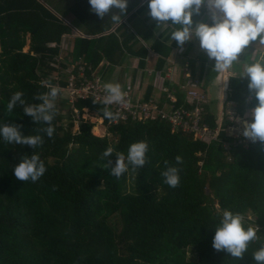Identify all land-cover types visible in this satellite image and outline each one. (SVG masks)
Masks as SVG:
<instances>
[{"label":"trees","instance_id":"16d2710c","mask_svg":"<svg viewBox=\"0 0 264 264\" xmlns=\"http://www.w3.org/2000/svg\"><path fill=\"white\" fill-rule=\"evenodd\" d=\"M61 1L0 0V126L21 125L24 136L44 139L42 146L32 149L9 144L0 136V264H256L252 254L259 250L260 241L249 243L242 260L216 251L212 244L225 210L241 214L245 227L257 225L264 239V143L225 148L223 142L233 138L226 130L231 121L224 116L219 125L209 102L200 118V123L218 129L209 140L172 129L160 117L102 119L104 106L91 97L68 103L67 112H62L64 103L57 98L52 138L35 131L48 125H36L19 104L12 114L6 112L17 91L24 93L22 99L29 105L40 103L34 97L49 91L43 82L54 85L55 72L64 86L65 63L79 57L93 69L101 61L119 64L127 56L137 57V66L143 68L152 50L157 55L155 68L161 69L172 48L179 46L171 39V21L158 35L152 31L157 20L145 31L131 27L133 18L150 11L149 0L143 4L127 0L120 24L110 18L119 10L101 19L91 12L89 0H68L72 23H64L57 13ZM206 12L202 7L199 15L194 14V23L212 26ZM72 28L91 37L74 36L72 49L65 52L62 34L72 33ZM250 54L242 53L236 64L244 69L241 62ZM182 55H187V49ZM260 56L264 50L257 49L252 62ZM197 59L201 60L198 70L195 60L186 66L205 91L218 72L213 69L214 60ZM249 82L235 72L228 79L225 103L232 102L240 117L258 104ZM150 93L148 86L141 100H149ZM176 96L174 106L190 108L180 90ZM160 100L161 105L165 99ZM84 108L102 119L103 136L92 132L98 131L97 124L82 116ZM76 122L79 129L74 130ZM141 141L149 146L145 166L133 170L128 165L117 180L111 175L117 160L114 153L111 167L103 169L108 161L101 156L107 147L127 156L129 146ZM33 154L44 162L45 174L36 182L17 180L14 166ZM177 156L183 158L182 164H177ZM167 167L181 169L175 189L164 184L160 175Z\"/></svg>","mask_w":264,"mask_h":264},{"label":"clouds","instance_id":"9594fccd","mask_svg":"<svg viewBox=\"0 0 264 264\" xmlns=\"http://www.w3.org/2000/svg\"><path fill=\"white\" fill-rule=\"evenodd\" d=\"M89 3L91 12L101 19L112 13L113 9L119 10L120 14H112L110 17L117 24L122 23V16L128 7L127 0H89ZM205 3L211 13L212 26L207 23L196 24L193 21V15H199ZM148 7L150 9L148 15L157 20L160 25H168L167 22L171 21L174 29L171 32V39L178 42L180 46L191 41L193 37L197 38L200 48L206 52L210 60L215 61L214 71L216 72L232 69L235 62H240L238 57L252 43L264 45V0H149ZM255 51L256 49L251 52L246 61L241 62L244 64L242 78H249L248 88L258 101L257 106L252 108L250 113H246V116H251V122L247 119L243 121V135L254 143L257 141L264 143V56L252 62L251 57L255 56ZM43 83L49 91L34 97V100L40 103L29 105L22 99L24 93L17 91L7 103L6 112L12 114L19 104L23 107L25 115L31 117L36 125L41 123L48 125V127L37 128L35 131L46 133L49 138H52L55 132L52 122L58 114L56 100L62 89L47 81ZM103 89L106 96L102 102L104 105L101 110L102 119L116 121L120 114L113 112L108 106L124 104L127 93L122 90L119 83H105ZM84 109L89 111L88 108ZM217 117L220 116L217 115ZM21 127L16 124L11 126L4 124L0 126V136L9 144L27 145L32 149L44 144L42 135L26 137L22 134ZM92 131L94 132L93 129ZM148 147V144L143 141L132 143L125 156L123 152H116L112 146H109L101 156L108 161L103 169L107 170L111 167V157L115 153L117 160L115 166L111 167V175L118 180L128 171V165H131L133 170L145 166ZM176 162L182 164L183 158L177 156ZM165 164L167 165L168 162L166 161ZM46 170L39 155H25L14 166V175L22 182L29 180L36 182ZM180 171L181 169L177 167H167L166 171L160 173L163 183L173 189L177 188L180 183ZM258 233L260 229L257 225L245 227L244 217L241 214L225 210L219 225L215 228L212 246L218 252L226 251L231 257L242 260L249 243L260 241V248L252 254V258L256 264H264V239Z\"/></svg>","mask_w":264,"mask_h":264},{"label":"built area","instance_id":"2783aa9c","mask_svg":"<svg viewBox=\"0 0 264 264\" xmlns=\"http://www.w3.org/2000/svg\"><path fill=\"white\" fill-rule=\"evenodd\" d=\"M145 0L142 1V4ZM68 24V22H67ZM72 30L75 32L74 28ZM76 35L83 36L80 32H75ZM64 35V34H63ZM54 45V43H52ZM65 68V84L60 86V75L55 72L54 79L56 80L53 86H57L62 91H65L68 97V102L72 104L77 99L93 98L95 101L103 104V99L106 96V92L103 89L102 78L96 73L92 65L87 62L83 57L74 59L73 61L66 62ZM161 74H159L160 76ZM168 76V75H167ZM183 83L181 84V90H183V100L190 108L176 107L174 106L177 96L167 86H161V90L165 92V101L160 105L156 100H141V98H133L128 87L122 88L127 93L124 104H113L108 107L113 109V112L120 114L117 121H123L127 119L145 120L147 118L154 119L160 117V119L168 122L172 129L181 128L184 131L191 132L195 138L209 140L215 138L218 134V129H211L205 123H200L201 115L204 111V104L208 102L207 93L201 87V81L190 75V73H182ZM104 106V105H103ZM227 119L234 121L236 111H234L233 103H230ZM74 112L79 115V110L73 109ZM232 116V117H231ZM220 125V121H218ZM231 132L227 131L233 136L231 140L223 142L225 148H230L232 145L247 146L252 141L243 135V132L239 133L237 129L232 128L231 124L228 127Z\"/></svg>","mask_w":264,"mask_h":264},{"label":"rangeland","instance_id":"374dc122","mask_svg":"<svg viewBox=\"0 0 264 264\" xmlns=\"http://www.w3.org/2000/svg\"><path fill=\"white\" fill-rule=\"evenodd\" d=\"M67 1L68 0H62L61 1V5H60V10H58V16L63 18L65 17L66 19H68L66 21V19L63 18L64 23L70 22L71 20V16L69 15V13L67 12ZM143 1V0H142ZM63 6V7H62ZM206 8L207 12H206V16L208 18V21L212 20L211 18V13L208 10L207 4L205 3V5L203 6ZM141 21L139 20V16L133 18V20L131 21V27H133L136 30L142 31L144 29V25H142L140 23ZM72 23V20H71ZM140 23V24H139ZM158 27V26H157ZM156 25L153 27V29L155 30ZM59 29H61L60 27L58 28V33H59ZM187 44H191V47H187ZM182 49L185 48L187 49V57L183 56H179L176 55L175 50L171 55V61L173 63V66L175 67V70L172 72V78H166L164 77V73L165 71H163V76L164 77V82H163V86H167L170 88V91H177L180 90L181 88V84H182V80H180V76H181V71L183 68H186L187 73H190L189 68H187V66H183V61H185V58L187 60L191 59L194 60L197 57H203V58H209L206 54V52L204 50H202L200 48V42L197 38L193 37V39L189 42H186L183 46H181ZM264 50V45H257L256 42L252 43L248 49L245 50V52L243 53V56L246 55V53H251L254 50ZM25 51L28 50V45L24 46ZM256 52V51H255ZM242 55V54H241ZM254 58V57H253ZM239 59V58H238ZM130 58L125 57V59L119 63V64H112L108 66V69L106 71H103L101 69L97 70L98 75H100V77L103 80V83H118L119 81H124V85L122 86V88H129L131 89V95L133 98H139L137 95L140 94V91H144L145 87L147 84L151 85L153 88V92L156 94V92H158V94L163 93L165 95V92L160 91L162 88L160 87L161 84V79H158V72H157V77L155 79L154 74L148 75L145 74L143 76V79H140V76H138L136 78V83H133V86H129L128 82L129 80H127V75H133L134 71H132V69H130L129 67V62H130ZM201 60L197 59V63L198 65H200ZM169 63V62H167ZM212 62H210V64H212ZM238 62H235L232 69L227 70V71H223V72H218L217 77L215 79L214 82L211 83V85H209L208 87L204 88L206 93H207V97H208V102H209V107L211 110H214L216 112L217 115H219L220 117H217V120L221 122V119L226 116L227 118V114H224L225 112L227 113V111H229V108H227L229 106L230 103L232 102H227L226 101V92H227V85H228V79L230 76L233 75V72L235 73H239V74H243V66L240 64H236ZM194 64V63H193ZM196 64V62H195ZM215 64V63H214ZM213 64V66L215 67V65ZM236 64V65H235ZM213 67V69H214ZM169 70V69H168ZM198 70V67H197ZM133 72V73H132ZM138 74H140V70H138ZM167 75L169 76V74L167 73ZM142 83V87L141 89L137 88L138 87V82ZM183 92V90H180ZM58 98H60L62 100V102L64 103L63 108L61 109L62 112H67L68 110V97L65 91H61L58 95ZM222 104H224V106H222ZM224 107H226L225 112L223 114H221V112H223ZM235 111V110H234ZM251 110H247L243 117H240L239 115L236 114L234 121H231V127L235 128L238 130V132L242 133L244 131V127H243V121L245 119H247L249 122H251V116L248 115L246 116V113H250ZM236 113V112H235ZM82 116L84 118H88L93 122H96L97 127H98V131L94 134L99 135V136H103L106 133V127L100 122V119L97 118L96 116L93 115V113L89 112L87 109H84V111L82 112ZM232 117V116H231ZM99 119V120H98ZM229 120V119H228ZM229 124V125H230ZM228 127V126H227ZM226 127V130L231 132L229 128ZM73 129H79V123H75ZM215 209H216V205H214ZM217 210V209H216ZM192 256H194L193 254H191Z\"/></svg>","mask_w":264,"mask_h":264},{"label":"crops","instance_id":"0c3cea01","mask_svg":"<svg viewBox=\"0 0 264 264\" xmlns=\"http://www.w3.org/2000/svg\"><path fill=\"white\" fill-rule=\"evenodd\" d=\"M148 13H149V10H147L146 12H141L138 16H139V20L141 21L140 23L142 24V25H144V29L142 30V31H145V30H147V29H149L153 24H154V22L156 21L155 19H153V18H151L149 15H148ZM64 19H66L65 17H63ZM68 19H66V21H67ZM207 21H208V18H207ZM68 23H70L71 24V22H68ZM139 23V24H140ZM133 25V24H132ZM131 25V26H132ZM116 26V24L115 25H113V27L110 29V30H112L114 27ZM155 26V25H154ZM154 26H152V28L154 27ZM158 26V27H157ZM167 27V24H161L160 25V23L159 22H157V24H156V28H155V30L154 29H152V31H153V33H154V35H158L160 32H162L165 28ZM74 30H76L77 32H80L83 36L82 37H91V35H88V34H86V33H82L80 30H77L76 28H74ZM75 31V32H76ZM75 32L72 30V33H70V34H62V40L61 41H63V44H65V47H67L65 50L63 49V51H65L66 52V50H68V51H70L71 49H72V39L74 38V36H76V34H75ZM66 38V39H65ZM27 45H28V38H27ZM185 48H183L182 49V47L179 45L177 48H172V50H171V52L169 53V55L167 56V58H166V63H165V65H164V67H162L161 69H156L155 68V62H156V52L154 53L152 50H149L148 51V53H147V57H146V60H145V66L143 67V68H141V67H138L137 65H138V58L137 57H128V58H130V62H129V67H130V69H132V71H134V73H133V75H127V80H129V82H128V85L129 86H133V83L136 81V78L138 77V76H140V79H143V76L145 75V74H148V75H151V74H154V77H155V79H156V77H157V72H158V79H160L162 76H163V71H165V73H164V77H166V78H169V79H171L172 78V72L175 70V67L173 66V63H172V61H171V55H172V53L174 52V50H175V53H176V55H179V56H183L182 55V52H183V50H184ZM65 52H63V53H65ZM66 55H67V53H66ZM185 56V55H184ZM185 57H187V56H185ZM190 60V59H189ZM189 60H187L186 58H185V61H183V66H184V64H185V66L187 65V63H189ZM195 61H196V67H197V60L196 59H194ZM167 62H169V63H167ZM109 65H112V64H110V63H107V62H105V61H101L100 63H99V65L97 66V68L95 69L96 70V73H97V70H99V69H101V70H103V71H106L107 69H108V66ZM169 69V70H168ZM138 70H140V74H138ZM189 72V71H187V69L186 68H183L182 69V71H181V78H180V80H182V73L183 72ZM167 73L169 74V76H167ZM98 74V73H97ZM159 74H161L160 76H159ZM164 77H162V79H161V84H160V87L163 85V82H164ZM121 86H123L125 83H124V81H119L118 82ZM136 83V82H135ZM148 86H151V85H149V84H147L146 85V87H145V89H144V91H140V94H138L137 96L139 97V98H142V97H144V94H145V92L147 91V87ZM141 87H142V83H141V81L140 82H138V89L140 88L141 89ZM153 87L151 86V93H150V95H151V97H149V100L150 99H152V100H156L157 102L158 101H161L160 99H165V95L163 94V93H161V94H158V92H156V94L153 92V89H152ZM181 90V89H180ZM160 91H162V90H160ZM163 92V91H162ZM174 92V94H175V96H176V90L175 91H173ZM181 97H183V92L181 91ZM137 98V97H136ZM164 102V101H163ZM217 115V114H216ZM98 118V117H97ZM100 119V121L102 120L101 118H99ZM98 119V120H99ZM95 127H97V125L95 126ZM98 128V127H97Z\"/></svg>","mask_w":264,"mask_h":264}]
</instances>
